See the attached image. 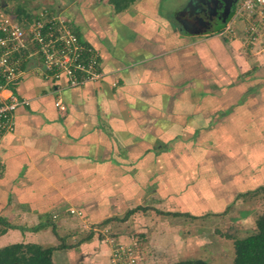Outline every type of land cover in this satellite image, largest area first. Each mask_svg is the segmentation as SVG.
Segmentation results:
<instances>
[{
	"label": "crops",
	"instance_id": "1",
	"mask_svg": "<svg viewBox=\"0 0 264 264\" xmlns=\"http://www.w3.org/2000/svg\"><path fill=\"white\" fill-rule=\"evenodd\" d=\"M50 1L98 51L103 76L69 86L65 76L30 68L17 80L14 91L28 103L0 137V216L14 225L0 232V247L57 246L54 227L71 245L52 251L54 263L111 264L105 239L92 232L73 240L69 224L106 227L139 206L216 215L264 194L258 8L232 19L236 0L226 19L234 34L224 35L222 26L192 25L198 10L188 0H116L120 8L115 0ZM250 21L260 26L254 40Z\"/></svg>",
	"mask_w": 264,
	"mask_h": 264
},
{
	"label": "built area",
	"instance_id": "2",
	"mask_svg": "<svg viewBox=\"0 0 264 264\" xmlns=\"http://www.w3.org/2000/svg\"><path fill=\"white\" fill-rule=\"evenodd\" d=\"M257 8L263 18L264 0H241L235 5L232 19L249 18ZM232 19L222 25L221 34H234ZM245 30L247 37L254 40L260 26L250 21ZM30 68L45 78L65 76L69 86L103 76L98 51L79 39L60 11L42 7L30 19H18L10 10L0 6V137L13 131L15 109L28 103L16 95L14 86L21 74ZM55 105L64 109L59 100ZM70 212L75 210L70 209ZM135 261L130 246L122 245L112 253L113 264H135Z\"/></svg>",
	"mask_w": 264,
	"mask_h": 264
},
{
	"label": "rangeland",
	"instance_id": "3",
	"mask_svg": "<svg viewBox=\"0 0 264 264\" xmlns=\"http://www.w3.org/2000/svg\"><path fill=\"white\" fill-rule=\"evenodd\" d=\"M188 1H192L190 7L195 11L212 9L211 5L203 4L205 0ZM53 4L50 0H0V5L8 10L15 11L16 6L22 5L27 13V16L21 15L23 19L32 17L42 7L54 8ZM157 207L165 208L161 203ZM263 211L264 194L256 192L239 205H229L221 214L172 217L160 211L147 213L139 209L124 220V214L116 215L106 227H99L98 222L94 228L87 221L76 222L77 226L70 223L69 231L76 234L73 240L78 238L77 233L85 236L91 230L105 239L110 247L111 264L112 253L122 245L132 247L135 264H173L181 259L196 258L207 264H233L234 239L252 233L256 216Z\"/></svg>",
	"mask_w": 264,
	"mask_h": 264
},
{
	"label": "trees",
	"instance_id": "4",
	"mask_svg": "<svg viewBox=\"0 0 264 264\" xmlns=\"http://www.w3.org/2000/svg\"><path fill=\"white\" fill-rule=\"evenodd\" d=\"M116 1V0H115ZM117 8L124 5H119V1L115 2ZM1 6V5H0ZM16 10H10L18 19H23L21 15L27 16L23 6H16ZM8 10L6 7H3ZM26 19H30L29 17ZM219 30V29H218ZM78 36V35H77ZM79 37V36H78ZM80 39V38H79ZM263 190L264 186L259 188ZM137 209H145V207H135L126 211L122 220L126 219ZM176 215L177 213H172ZM114 218V217H113ZM111 218L105 219L103 222L109 221ZM112 220V219H111ZM0 232H4L6 228H12L14 225L9 223L5 218L0 216ZM38 227H33L37 229ZM55 236L60 240L57 246H42L37 243H11L0 247V264H56L51 259V254L54 249L68 248L71 245L65 243L62 237H59L52 227ZM92 235V231L87 233L86 238ZM234 257L233 264H264V212L258 214L255 219V230L243 237L236 238L233 241ZM173 264H207L205 260L196 259H181Z\"/></svg>",
	"mask_w": 264,
	"mask_h": 264
},
{
	"label": "water",
	"instance_id": "5",
	"mask_svg": "<svg viewBox=\"0 0 264 264\" xmlns=\"http://www.w3.org/2000/svg\"><path fill=\"white\" fill-rule=\"evenodd\" d=\"M192 2V1H191ZM217 2H220L221 4H223V6H219L217 5ZM236 2V0H230V1H226V0H207L206 3L208 5L212 6V9L214 11V13L216 14L218 12L219 14V19L217 24H215V28L220 29V27L225 23L230 10L233 6V4ZM199 12L203 13V11H201V9L198 10ZM198 12V13H199ZM212 28V27H211Z\"/></svg>",
	"mask_w": 264,
	"mask_h": 264
},
{
	"label": "flooded vegetation",
	"instance_id": "6",
	"mask_svg": "<svg viewBox=\"0 0 264 264\" xmlns=\"http://www.w3.org/2000/svg\"><path fill=\"white\" fill-rule=\"evenodd\" d=\"M230 1V0H226ZM218 7L223 6L220 2H217ZM208 10V9H207ZM203 13L199 12L193 19L192 25H199L206 28H211L213 25L217 24L219 19L218 12L215 14L214 11L211 9V11H205V8H203Z\"/></svg>",
	"mask_w": 264,
	"mask_h": 264
}]
</instances>
